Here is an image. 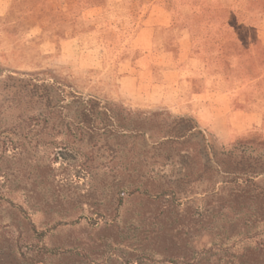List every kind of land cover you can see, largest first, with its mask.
I'll return each instance as SVG.
<instances>
[{
	"label": "rangeland",
	"instance_id": "rangeland-1",
	"mask_svg": "<svg viewBox=\"0 0 264 264\" xmlns=\"http://www.w3.org/2000/svg\"><path fill=\"white\" fill-rule=\"evenodd\" d=\"M228 3L0 0V264H264V122L219 139L165 72L190 34L202 84L264 102V50L236 69L218 39L262 34L264 0Z\"/></svg>",
	"mask_w": 264,
	"mask_h": 264
},
{
	"label": "crops",
	"instance_id": "crops-1",
	"mask_svg": "<svg viewBox=\"0 0 264 264\" xmlns=\"http://www.w3.org/2000/svg\"><path fill=\"white\" fill-rule=\"evenodd\" d=\"M253 1L229 0L226 6L232 8L235 14H242L244 11L241 9V5ZM251 16H253L252 13ZM157 23L164 22L159 21ZM235 25L238 26V24ZM259 25L258 22L257 30ZM218 39L221 44L220 56L233 60L231 65L236 69L238 59L243 58L245 53L254 57L258 56L261 50H264L259 49V45L264 48V31L260 35L251 37L232 35L221 36ZM199 43H201L199 37H193L190 34L181 37L178 45L177 63L172 69L168 68L166 69L168 71H165L166 73L172 72L175 77L174 91L171 92V99L175 102L174 107H177V111L192 116L201 126L213 132L216 137L223 141L230 140L235 132L261 126L264 122V102L257 100L259 78H253L247 83L239 80V84L232 88L209 87L202 84V81L207 77V70L206 64L198 60L205 54ZM186 62L189 63L191 74L188 77V82H186L189 94L183 100L179 91L183 82L181 69ZM221 73L223 72L221 71ZM162 84L165 87L164 84L166 83L163 82Z\"/></svg>",
	"mask_w": 264,
	"mask_h": 264
},
{
	"label": "trees",
	"instance_id": "trees-1",
	"mask_svg": "<svg viewBox=\"0 0 264 264\" xmlns=\"http://www.w3.org/2000/svg\"><path fill=\"white\" fill-rule=\"evenodd\" d=\"M194 127H189L187 130H191V129H193ZM252 173H255L254 171H252ZM39 262H41V260H37V259H33L31 262H30V264H37V263H39ZM24 263V259L22 258V257H18V258H16V261H15V263L14 264H23Z\"/></svg>",
	"mask_w": 264,
	"mask_h": 264
}]
</instances>
